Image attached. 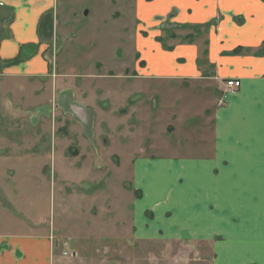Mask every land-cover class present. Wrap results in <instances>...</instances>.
<instances>
[{"label": "rangeland", "instance_id": "1", "mask_svg": "<svg viewBox=\"0 0 264 264\" xmlns=\"http://www.w3.org/2000/svg\"><path fill=\"white\" fill-rule=\"evenodd\" d=\"M138 2L57 0L51 72L0 73V234L47 235L51 247L34 261L44 253L46 264H211L202 237L159 235L155 210L142 214L149 236L136 233L133 160L210 156L223 103L212 79L137 72ZM209 30L195 25L175 40L200 36L203 77L213 74ZM246 51L264 56V40Z\"/></svg>", "mask_w": 264, "mask_h": 264}, {"label": "crops", "instance_id": "2", "mask_svg": "<svg viewBox=\"0 0 264 264\" xmlns=\"http://www.w3.org/2000/svg\"><path fill=\"white\" fill-rule=\"evenodd\" d=\"M56 5L57 0H0L3 77L51 72L47 53ZM137 9V72L212 79L223 103L215 111L210 156L133 160L134 186L142 195L135 200L136 233L149 236L142 214L155 210L159 235L202 237L213 249L211 264H264V56L246 51L264 40V1L139 0ZM201 24L210 29L205 56L213 74L207 77L199 65L200 36L190 44L175 42ZM238 48L245 52L236 55ZM225 79L240 80L239 88L226 91ZM43 247H51L45 234H0V264H46L44 253L34 261Z\"/></svg>", "mask_w": 264, "mask_h": 264}, {"label": "built area", "instance_id": "3", "mask_svg": "<svg viewBox=\"0 0 264 264\" xmlns=\"http://www.w3.org/2000/svg\"><path fill=\"white\" fill-rule=\"evenodd\" d=\"M240 83V80L228 79L226 80L225 85L227 89H230L229 91H233L240 86Z\"/></svg>", "mask_w": 264, "mask_h": 264}, {"label": "bare ground", "instance_id": "4", "mask_svg": "<svg viewBox=\"0 0 264 264\" xmlns=\"http://www.w3.org/2000/svg\"><path fill=\"white\" fill-rule=\"evenodd\" d=\"M225 87H226V85H225Z\"/></svg>", "mask_w": 264, "mask_h": 264}]
</instances>
